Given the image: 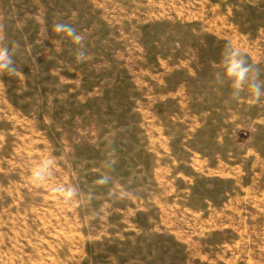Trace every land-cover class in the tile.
I'll return each mask as SVG.
<instances>
[{"label":"rangeland","instance_id":"1","mask_svg":"<svg viewBox=\"0 0 264 264\" xmlns=\"http://www.w3.org/2000/svg\"><path fill=\"white\" fill-rule=\"evenodd\" d=\"M228 42L264 81V0H0V264H264V97H232Z\"/></svg>","mask_w":264,"mask_h":264},{"label":"clouds","instance_id":"2","mask_svg":"<svg viewBox=\"0 0 264 264\" xmlns=\"http://www.w3.org/2000/svg\"><path fill=\"white\" fill-rule=\"evenodd\" d=\"M52 30L56 34H63L71 39V41L78 45L76 52V60L84 62L87 59L86 50L84 47V36L79 33L71 23L54 21ZM18 45L15 43L11 48L8 46H0V74L8 73L10 75H19L20 70L16 67L14 60L15 52ZM221 64L223 65V78L230 81L232 89V97L238 99L240 94L247 87L250 92V102L258 103L264 97V81L260 80V70L258 67L250 64L246 59L242 50L228 42L224 46ZM115 151L108 153V159L105 161V166L111 168L115 165ZM53 167V160L46 159L41 161L31 171V181L37 186H44L51 179ZM111 177L103 175L96 181L99 185H106L109 183ZM52 191L59 194L65 201H72L77 195L78 190L75 186L57 185L53 187ZM130 192H122L120 198L131 197Z\"/></svg>","mask_w":264,"mask_h":264}]
</instances>
